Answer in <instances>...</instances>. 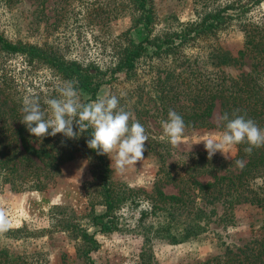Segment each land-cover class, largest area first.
<instances>
[{"label": "rangeland", "instance_id": "374dc122", "mask_svg": "<svg viewBox=\"0 0 264 264\" xmlns=\"http://www.w3.org/2000/svg\"><path fill=\"white\" fill-rule=\"evenodd\" d=\"M121 1L10 0L8 5L0 3V32L3 31L13 42L19 40L52 46L67 60L74 59L84 66L95 65L104 70L116 59L113 48L118 41L116 36L127 30L135 40L147 35V31L133 21L135 15L131 11L119 9ZM153 5L156 14L153 33L177 30L179 23L194 20L204 11L193 0H153ZM258 13L264 14V1ZM104 17H109V20ZM242 44L243 33L233 25L206 40L186 42L180 46L178 54L157 58L152 63L161 77L178 72L187 64L236 76L251 68L248 57L239 58L238 50ZM218 48L223 53L220 55L223 63H217ZM3 56L7 75L20 89L25 86L27 90L33 86L35 90L44 92L55 90V99L62 98L60 89L68 82L54 75L46 64L39 62L32 70H26L16 55ZM145 61L148 59L140 62L141 83H149L151 78ZM119 75L121 78L117 81L100 85L97 98L105 94L117 96L119 107L130 113V123L142 124L149 137L145 142L144 160L123 173L117 172L114 160L112 162L105 155L115 190L118 193L124 189L138 190L135 202L121 203L114 229L102 231L99 226L92 225L91 214H101L105 207L100 200L95 159L86 153L79 140L80 150L69 155L55 169L40 172V188L15 191L9 184H0V206L5 208L13 222L12 231L0 235V246L22 254L30 264H87L82 254L83 241L77 230L72 229L77 225L92 234L99 243L89 253L92 264H139L145 248L150 254L147 264H202L207 258L222 254L226 247L237 251L257 245L261 246V251L259 255L254 254L258 258L256 264H264V209L249 203H242L234 209L232 223L213 221L195 239L171 243L152 232L163 216L158 215L159 211L143 215L149 209L147 200L137 198H144L143 193L152 190L161 158L155 152H160L167 162L184 159L189 152L207 153L203 142L192 147L191 143L207 136L222 135L224 131L216 127H186V143L173 147L166 137L162 139V123L167 121V117L165 112H161L159 92L144 87L133 93L134 83L127 81L122 73ZM76 91L84 104L89 94ZM211 122L214 125L219 122L218 105ZM235 154L236 146H233L231 159ZM215 156L225 159L220 152ZM229 168L235 172L238 166L235 164ZM163 190L167 194L177 192L171 184L165 185ZM149 224L153 226L151 229L145 227Z\"/></svg>", "mask_w": 264, "mask_h": 264}, {"label": "trees", "instance_id": "16d2710c", "mask_svg": "<svg viewBox=\"0 0 264 264\" xmlns=\"http://www.w3.org/2000/svg\"><path fill=\"white\" fill-rule=\"evenodd\" d=\"M263 1L193 0L204 10L196 19L179 23L177 30L153 33L156 25L153 0H122L119 9L131 11L135 15L133 21L142 26L147 35L135 40L127 30L116 36L118 41L113 45L116 59L104 70L95 65L84 66L74 59L67 60L52 46L19 40L13 42L1 31L0 184H9L15 191L40 188V172L55 169L69 155L80 150L78 141L81 140L86 153L95 159L100 200L105 207L103 213L91 214L92 225L99 226L102 231L114 229L117 226L116 212L121 203H134L139 192L124 189L118 193L115 190L106 156L98 155L87 145L91 128L77 139H68L58 133L41 141L29 133L21 122L24 100L38 97L48 119L51 118V110L46 101L55 99L56 93L55 90H35L33 86H28L31 89L27 90L25 86L20 89L7 75L3 55H16L26 70H32L39 62L46 64L54 75L72 82L75 90L89 94L84 104L96 101L100 85L117 81L121 78L119 73H122L127 81L134 83L131 92L138 93L144 87L158 91L162 114L165 112L168 119L169 110H174L182 116L186 127H216L225 131L226 121L221 117L227 113L229 119L244 115L264 129V14L258 13ZM9 2L0 0L4 5ZM104 18L109 20V17ZM233 25L243 33V44L238 55L239 58L248 57L251 60L249 71L230 76L222 70H207L187 64L165 77L155 72L152 63L155 59L178 54L182 44L195 39L206 40ZM221 52L219 48L216 50L217 63H223ZM145 59H148L144 62L146 70L151 75L149 83L139 80L140 62ZM102 73L108 78L98 75ZM217 105L219 122L214 125L211 117ZM74 130H78L75 123ZM235 146L236 154L231 160L215 155L209 160L206 152L196 151L186 153L184 159L167 162L160 152H155L161 158L152 190L143 193L145 199L137 198L147 200L149 209L143 215L159 211L158 215L163 216V220L154 226L152 232L155 235L171 243H181L201 235L213 221L232 223L234 209L242 203L264 209V147L254 148L248 154L244 151L247 144ZM145 149L144 152L147 151L146 145ZM237 160L243 161L244 167L231 172L229 167L234 166ZM168 184L173 185L177 192L165 193L163 187ZM145 227L151 229L153 226L149 224ZM72 229L77 230L83 241L85 261L92 264L89 253L99 246L98 241L77 225ZM260 251L259 245L237 251L226 247L222 254L209 257L202 264H256ZM149 255L146 248L142 250L139 264H147ZM0 264L30 263L22 254L0 246Z\"/></svg>", "mask_w": 264, "mask_h": 264}, {"label": "clouds", "instance_id": "9594fccd", "mask_svg": "<svg viewBox=\"0 0 264 264\" xmlns=\"http://www.w3.org/2000/svg\"><path fill=\"white\" fill-rule=\"evenodd\" d=\"M60 95L61 99L46 101L51 110V118L48 119L38 97L24 100L21 122L30 134L41 141L58 133L68 139H77L91 128V138L87 140L88 147L98 155H107L112 162L114 160L117 172L123 173L138 161L144 160L145 142L149 137L142 124L130 123V113L119 107L117 96L105 94L93 103L82 104L72 82L60 89ZM221 120L226 121V130L222 135L198 139L191 143V147L203 142L209 160L217 152L225 159H231L232 147L239 144L248 145L244 149L248 154H251L254 148L264 147V129L258 127L252 119H246L244 115L229 119L225 113ZM74 123L78 130H74ZM162 127V139L166 137L173 147H181L186 143V125L177 112L169 110L168 119L162 123ZM236 164L240 168L244 167L243 161L237 160ZM12 228V220L9 219L5 208L0 206V235Z\"/></svg>", "mask_w": 264, "mask_h": 264}]
</instances>
